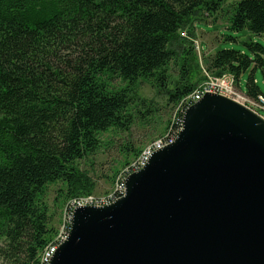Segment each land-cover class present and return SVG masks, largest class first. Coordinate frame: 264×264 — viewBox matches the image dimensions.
I'll use <instances>...</instances> for the list:
<instances>
[{
  "label": "trees",
  "instance_id": "trees-1",
  "mask_svg": "<svg viewBox=\"0 0 264 264\" xmlns=\"http://www.w3.org/2000/svg\"><path fill=\"white\" fill-rule=\"evenodd\" d=\"M226 1L0 0V242L11 264H47L59 234L48 188L64 186L68 203L93 192L79 161L98 152L103 133L130 129L142 83L165 90L176 108L202 84L196 21L214 18ZM228 29L264 39V0H239ZM244 45L205 56L206 72L232 74L239 85L251 71L246 95L258 100L264 46Z\"/></svg>",
  "mask_w": 264,
  "mask_h": 264
},
{
  "label": "water",
  "instance_id": "water-1",
  "mask_svg": "<svg viewBox=\"0 0 264 264\" xmlns=\"http://www.w3.org/2000/svg\"><path fill=\"white\" fill-rule=\"evenodd\" d=\"M207 95L115 204L76 210L51 264H264V123Z\"/></svg>",
  "mask_w": 264,
  "mask_h": 264
},
{
  "label": "rangeland",
  "instance_id": "rangeland-1",
  "mask_svg": "<svg viewBox=\"0 0 264 264\" xmlns=\"http://www.w3.org/2000/svg\"><path fill=\"white\" fill-rule=\"evenodd\" d=\"M238 1L227 0L222 10L214 18L196 21L199 23L196 24L197 36L194 42L200 72L197 71L195 81L202 79L203 76L205 77V56H211L216 51L223 49H235L245 52L247 49L244 43L249 41L258 42L264 46L262 37L253 36L246 30L234 32L228 29V19L234 5ZM197 46L199 47L198 49ZM178 74L179 67L176 63H173L170 66L169 75L174 80H177ZM250 74L251 71L244 74L240 79L239 85L236 81V89L240 87L241 92H247L246 84ZM255 81L264 94V73L262 70L258 69L255 72ZM207 95L221 96L218 94H206L203 98ZM137 96L131 108L133 123L130 129L127 131L113 129L103 133L100 136L101 144L98 152L79 161L80 169L88 175L94 184V190L90 195L98 197L112 192L117 177L136 159L134 156L135 152H140L141 154L152 144L161 140L167 134L175 119V112L178 110V106L176 108V105L170 102L165 90H158L152 84L142 83ZM221 97L231 99L225 96ZM231 100L237 102L235 97ZM240 100L238 102H241V104L250 106L247 100ZM254 112L257 113V111ZM260 115L264 116L262 113ZM124 187L126 188V186ZM61 189L65 190L61 184L50 185L45 197V203L48 205L51 219L50 227L55 228L60 235L64 226V208L69 201L64 196L60 197L59 192ZM126 192L123 196L126 195ZM4 244V242H0V264H11L7 258L9 250L4 248Z\"/></svg>",
  "mask_w": 264,
  "mask_h": 264
},
{
  "label": "built area",
  "instance_id": "built-area-1",
  "mask_svg": "<svg viewBox=\"0 0 264 264\" xmlns=\"http://www.w3.org/2000/svg\"><path fill=\"white\" fill-rule=\"evenodd\" d=\"M181 36L187 37V32L184 31ZM198 48L199 47L197 46V49ZM205 73V80L190 96L187 97V107H183L182 110H176L175 119L167 134L163 138H161L160 142H156L155 147H148L147 149H145L132 163L127 166L126 170L117 177L112 192L98 197L93 195L80 196L71 199V203L66 204L65 212L63 213L64 226L61 229V240L59 243H53V252L49 253L48 264H51V261L54 255L59 250L60 246L68 239L70 233H66V226L73 225V219L76 210L86 207H108L109 200L113 198L117 192H120L121 186H127V181L130 176L137 174L145 169L155 153L165 149L168 146L173 145L177 141L181 132L183 131L184 126H178V117H176V113L181 114L180 118H185L187 111L198 104L206 94H218L231 99L233 97L245 98L248 103L252 104V109L254 111H257L258 115H260V113L264 115V96H259L258 100H253L248 97L246 93L241 92V90L239 89L240 87L236 89V78L232 74L227 73L218 77L208 72ZM262 117L264 118V116Z\"/></svg>",
  "mask_w": 264,
  "mask_h": 264
},
{
  "label": "bare ground",
  "instance_id": "bare-ground-1",
  "mask_svg": "<svg viewBox=\"0 0 264 264\" xmlns=\"http://www.w3.org/2000/svg\"><path fill=\"white\" fill-rule=\"evenodd\" d=\"M236 98V100H237V102H238V100H243V101H245L246 99L245 98H241V97H235ZM240 100V101H241ZM239 104H241V102H238ZM242 106H244V107H247V108H249L250 110H252V104L250 103V106L248 107V106H246L245 104H241ZM183 107H187V98H185L180 104H179V107H178V110H182L183 109ZM258 115V114H257ZM258 117V119L260 120V121H262L261 123L263 124L264 123V118L262 117V116H260V115H258L257 116ZM178 126H184V118H179L178 119ZM158 142H160V140L158 141ZM155 144L156 143H154V144H152L150 147H155ZM127 191V186H126V188L124 187V186H121V189H120V192H117L114 196L115 197H113V198H111L110 200H109V206H111V205H113V204H115L116 202V200L117 199H119V200H117V202L118 201H120L122 198H124L125 196H123L124 194H125V192ZM127 193V192H126ZM123 196V197H122ZM122 197V198H121ZM114 202V203H113ZM64 212H65V210H64ZM72 226L73 225H67L66 226V233H70L71 232V230H72ZM58 236H57V238L55 239V241L53 242V243H59L60 242V240H61V235L60 234H57ZM53 243L47 248V250H46V252H45V255H44V258H43V262H45V263H47L48 264V259H49V253H52L53 252Z\"/></svg>",
  "mask_w": 264,
  "mask_h": 264
}]
</instances>
